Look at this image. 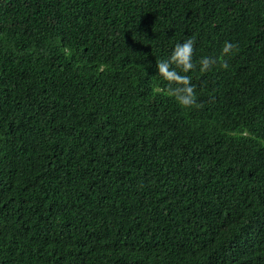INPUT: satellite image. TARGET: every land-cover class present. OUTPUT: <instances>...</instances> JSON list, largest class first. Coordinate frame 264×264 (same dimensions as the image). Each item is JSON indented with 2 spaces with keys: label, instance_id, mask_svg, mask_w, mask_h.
<instances>
[{
  "label": "trees",
  "instance_id": "obj_1",
  "mask_svg": "<svg viewBox=\"0 0 264 264\" xmlns=\"http://www.w3.org/2000/svg\"><path fill=\"white\" fill-rule=\"evenodd\" d=\"M0 264H264V0H0Z\"/></svg>",
  "mask_w": 264,
  "mask_h": 264
},
{
  "label": "clouds",
  "instance_id": "obj_2",
  "mask_svg": "<svg viewBox=\"0 0 264 264\" xmlns=\"http://www.w3.org/2000/svg\"><path fill=\"white\" fill-rule=\"evenodd\" d=\"M236 48L238 45L226 41L222 48V56L227 57ZM193 53L194 39L187 38L182 44L175 45L168 58L155 62L157 75L168 83L166 94L175 98L183 108L201 107L196 103L195 87L187 73L195 70L197 64L199 71L204 73L218 63L217 58L210 56L202 57L197 63H193ZM221 67L228 68L227 60H223Z\"/></svg>",
  "mask_w": 264,
  "mask_h": 264
}]
</instances>
